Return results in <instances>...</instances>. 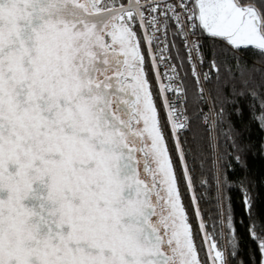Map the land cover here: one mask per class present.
<instances>
[{"label": "snow or ice", "instance_id": "snow-or-ice-1", "mask_svg": "<svg viewBox=\"0 0 264 264\" xmlns=\"http://www.w3.org/2000/svg\"><path fill=\"white\" fill-rule=\"evenodd\" d=\"M177 40L208 105L200 166L209 164L223 244L204 222L181 141L191 118L166 55ZM206 40L220 51L201 78ZM242 97L259 101L264 128V0H0V264H249L237 260L224 210L216 136ZM199 184H210L203 171ZM242 203L251 218L246 193Z\"/></svg>", "mask_w": 264, "mask_h": 264}, {"label": "trees", "instance_id": "trees-1", "mask_svg": "<svg viewBox=\"0 0 264 264\" xmlns=\"http://www.w3.org/2000/svg\"><path fill=\"white\" fill-rule=\"evenodd\" d=\"M171 37H169V42ZM177 47L171 49V55L178 68L182 84L185 89V109L186 115L191 118V128L181 133V141L185 142V151L188 153V167L192 170L194 176L195 194L198 198V205L202 213L204 222L209 231L215 232L221 244L224 243V236L219 223L218 206L216 203V192L213 187L214 182L211 180L208 172L209 164L205 163L201 168V147L207 143V131L202 123V117L199 116L201 109L206 108V103L199 98L196 80L190 76L189 65L186 61V55L179 40L176 41ZM219 52V48L214 46L211 41L204 42L203 68L209 72L208 60L211 58L213 51ZM245 58L252 60L254 56L251 52L245 53ZM225 56L221 54L219 60L223 61ZM230 59V57H229ZM221 75H226L223 64H221ZM215 74L213 73V82ZM258 79V78H257ZM208 91L212 88V83H207ZM253 103L256 107L252 108ZM259 101H252L250 97L237 98L236 103L228 107L223 125L216 132L217 151L222 157L221 163L225 165L221 169L226 174L228 185L225 187V196L227 200L224 204L225 212L231 211L233 218V228L235 230V240L238 242L239 256L237 260L257 264L258 254L256 252V243L249 236L248 228L253 220L256 222L257 233L264 232V128L260 122L254 119L259 115ZM242 109L237 113L236 109ZM239 158V159H237ZM209 161L211 157H208ZM230 165V167H227ZM177 176L180 178V187L183 197V203L188 211L190 222L193 225V231L196 237L197 246L201 249V259L206 260L201 236L197 226V220L194 209L191 204L189 193L187 192L182 179V171L177 162ZM209 176L210 184L207 190L200 186L199 180L201 172ZM247 194L253 204L252 217L244 211L243 197ZM235 264V262H234Z\"/></svg>", "mask_w": 264, "mask_h": 264}, {"label": "built area", "instance_id": "built-area-1", "mask_svg": "<svg viewBox=\"0 0 264 264\" xmlns=\"http://www.w3.org/2000/svg\"><path fill=\"white\" fill-rule=\"evenodd\" d=\"M161 39H163V37H161ZM183 51H184V49H183ZM184 53H185V51H184ZM166 55H169V56L171 57V59L167 62V64H168V65H175V67H176V73H168V74H169V75H177V77H178V79H177V83L182 84L181 76H180L179 71H178V68H177V66H176V64H175V62H174V60H173V57H172V55H171V52L169 51L168 53H166ZM185 55H186V54H185ZM186 61H187V64L189 65L190 76H191L193 79H195L194 76H193V74H192V66L189 64V62H188V60H187V57H186ZM196 64H197V70L200 72V74H201V78H202L203 73H205L204 68H203V64H200L199 61H197ZM160 71H161V78L164 79L165 72L167 71V66H162L161 69H160ZM164 82L167 83L168 81H167L166 79H164ZM207 83H208V82H204V88H205V92H206V94H207V92H208ZM182 86H183V84H182ZM169 95H171V94H169ZM183 99H184L185 102H186V97H183ZM206 105H207V104H206ZM203 111H204L205 113H207V111H208V105L206 106V108L203 109ZM202 119H203V118H202ZM203 125H204V124H203Z\"/></svg>", "mask_w": 264, "mask_h": 264}, {"label": "water", "instance_id": "water-1", "mask_svg": "<svg viewBox=\"0 0 264 264\" xmlns=\"http://www.w3.org/2000/svg\"><path fill=\"white\" fill-rule=\"evenodd\" d=\"M189 196H190V194H189ZM190 200H191V198H190ZM191 204H192V201H191ZM192 207H193V205H192ZM194 209V208H193Z\"/></svg>", "mask_w": 264, "mask_h": 264}]
</instances>
